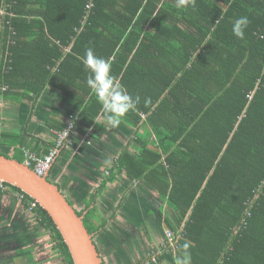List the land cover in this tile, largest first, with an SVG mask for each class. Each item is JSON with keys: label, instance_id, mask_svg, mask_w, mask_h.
<instances>
[{"label": "trees", "instance_id": "1", "mask_svg": "<svg viewBox=\"0 0 264 264\" xmlns=\"http://www.w3.org/2000/svg\"><path fill=\"white\" fill-rule=\"evenodd\" d=\"M241 16L249 21L242 39L233 34ZM89 47L140 97L121 118L128 143L98 192L122 173L127 190L145 184L174 234V249L136 264H177L185 251L190 264H264V0H0L4 94L35 101L51 87L79 110L74 132L91 128L97 140L106 132L97 119L106 118L86 86ZM2 184L25 208L35 205L63 264H73L46 211ZM93 211L83 223L96 236L115 214L94 224Z\"/></svg>", "mask_w": 264, "mask_h": 264}, {"label": "crops", "instance_id": "2", "mask_svg": "<svg viewBox=\"0 0 264 264\" xmlns=\"http://www.w3.org/2000/svg\"><path fill=\"white\" fill-rule=\"evenodd\" d=\"M8 90L7 86L0 85V154L16 161H18L19 157H23L24 162L22 164L27 166L28 155L41 157L49 154L50 150L54 148L56 133L59 131L54 129L52 124L55 122L67 124L70 122L69 116H77L79 110L64 102L61 99L60 92L51 87H47L35 101L30 100L28 96L24 97L19 92L5 95L4 92ZM97 123L106 127L109 126L106 132L116 128L102 117L97 119ZM125 126L121 121L117 127L120 131V129L124 130ZM90 132L91 128L87 129L84 135L76 131L73 135L75 138H73L72 147L74 144L78 145L77 140L80 141L82 138L90 139L95 143L97 140L92 139L90 136L88 137ZM130 132L131 130L126 126L127 139L125 143L122 141V147H125V144L127 145ZM96 143L98 144L99 142ZM109 145L99 155L95 149H93L94 151L92 149L90 151L86 150L85 154L83 153V157L80 155L82 157L80 161L76 159L72 161L66 160L78 153H74L71 151L72 149L66 147L58 152L55 161L46 174L48 180L55 182L59 186L61 193L69 201L70 205H73L76 212H83V220L88 210H94L93 212H95L92 222L100 223L105 219H109L107 210L111 196L119 194L125 184L124 193L121 192L115 204L112 202L118 209H121V203L128 192H126V181H128V178L124 173L119 174L115 182H106L104 190L98 192L108 175L107 170L120 153L117 155L113 153L117 146ZM69 162L71 163L69 164ZM67 163L72 167L71 169L75 168V171L70 177L64 178L59 176V173H61L60 167L62 166V171H64V166ZM2 183L0 182V184ZM134 184L140 185V183ZM151 194L153 195L152 198L156 200L155 194L153 192ZM128 206H126V211H135L134 206H129L130 209ZM158 207L160 210H166L161 208V202L158 203ZM86 209L88 210L86 211ZM162 214L164 217L165 212ZM22 215L24 218H20ZM19 219L27 221L26 225L30 227L27 228L24 225L26 231L28 230L27 232L23 228L21 232L17 231L19 225L25 224L21 222L14 225ZM115 219H117L116 214ZM112 220L110 219L106 225H111L110 222H113ZM39 221L30 208L23 206L19 194L6 187L0 189V244H3V246L0 245V264H17V261H14L15 258H23L27 264H63V256L52 243L50 232L44 229ZM161 222L159 225L157 223L150 225L142 223L140 227L131 226L127 230L126 238L129 241H133L135 233L139 236H144L143 241L149 244L151 254L154 251L158 253L160 249L169 248L166 245L165 234H163V231L167 228L163 219ZM143 227L146 229L143 230ZM7 243L8 246L6 248L4 244ZM37 253L39 254L38 256Z\"/></svg>", "mask_w": 264, "mask_h": 264}, {"label": "rangeland", "instance_id": "3", "mask_svg": "<svg viewBox=\"0 0 264 264\" xmlns=\"http://www.w3.org/2000/svg\"><path fill=\"white\" fill-rule=\"evenodd\" d=\"M107 127L109 128V126ZM126 137V126L124 127V130L120 129V131L116 126V128L110 129L109 132H106L104 136L96 137L97 141H95V143L89 139L91 142H93V144H91L88 139L82 138V140L80 141L77 140V142L79 143L78 145L74 144L73 148H71V151H73L74 153L78 152V155L75 154L72 157L70 156L66 160L72 161L76 159L77 161H80L83 157V153L85 154L86 150L90 151L91 149H95L97 154L99 155L103 150L110 146L109 144L117 146V149L113 151V153L117 155L122 150V141L123 143H125L127 139ZM96 142L99 143L97 144ZM80 155H82V157ZM70 163L71 162H69V164ZM69 164L67 163L64 166V171H62V166L60 167L61 173H59V176L67 178L73 174L75 168L71 169L72 167H70ZM57 182H59V180H57ZM129 185L130 180L126 181V189ZM124 186L125 184L123 185V188ZM123 188L121 189L119 194H114L113 196H111L110 203L108 204L109 207L107 210V213H109V216H107L108 218H111L113 214H116L118 220H112L113 222H110L111 225H107L104 230H102V232H100L98 235L95 236L94 234H92L94 244L98 249V254L104 261H102L103 264H136V262H138L139 260H144L145 257L150 256L149 254H151V252L149 244H146L143 241L144 236H139L137 233H135V239H133V241H129V239L126 238V235L128 233L127 230L129 227L131 228V226L140 227L142 226V223H146L147 225H150L152 223H157V225H159L160 223H162V216L157 213V211H159L157 202L158 200L152 198L153 195L151 193L153 191L143 183H140V185L133 184L130 189L127 190L128 192L125 195V199L120 206L121 209H118L116 205H113L112 202L114 204L117 202L121 192L124 193L125 190H123ZM127 205H129L130 207L134 206L135 211H126ZM129 206L128 208L130 209ZM152 210L154 211L155 215L152 213ZM20 218H24L23 215L20 216ZM21 222L25 224L19 225L17 227V231L21 232L22 228L24 229V231H26V228L24 227V225L27 226L26 220L24 221L19 219L18 222L16 221L14 223V225ZM93 223L96 224L97 222L94 221ZM27 228L30 227L27 226ZM144 229L146 228L143 227V230ZM164 232L165 230L163 231V234H165ZM0 245L3 246V244ZM4 245L7 248L8 243ZM19 248L21 247L19 246ZM38 255L39 254L37 253V256ZM14 261H17V264H27L26 260L23 258H15Z\"/></svg>", "mask_w": 264, "mask_h": 264}, {"label": "water", "instance_id": "4", "mask_svg": "<svg viewBox=\"0 0 264 264\" xmlns=\"http://www.w3.org/2000/svg\"><path fill=\"white\" fill-rule=\"evenodd\" d=\"M0 182L20 189L46 211L61 234L73 264H103L93 235L84 226L83 217L77 215L57 184L1 154Z\"/></svg>", "mask_w": 264, "mask_h": 264}, {"label": "clouds", "instance_id": "5", "mask_svg": "<svg viewBox=\"0 0 264 264\" xmlns=\"http://www.w3.org/2000/svg\"><path fill=\"white\" fill-rule=\"evenodd\" d=\"M180 4L191 5L194 7L195 0H180ZM248 23L249 21L246 16L239 17L234 22L233 34L237 38L242 39L245 35V28ZM82 59L86 71L88 72L86 77V86L89 89L90 95L94 96L97 103L100 104L108 123L113 127L118 126L121 122V118L124 117L130 110L136 108L137 104L140 102V97H133L128 93L127 89L120 84L116 77L112 74L111 61L96 55L93 48H87ZM69 148L71 149V147ZM28 167L30 168V166ZM31 170L33 171V169ZM46 174L41 177H45ZM188 247V244L183 245L185 250ZM190 260V253L185 251L183 258L179 259L177 264H190Z\"/></svg>", "mask_w": 264, "mask_h": 264}, {"label": "built area", "instance_id": "6", "mask_svg": "<svg viewBox=\"0 0 264 264\" xmlns=\"http://www.w3.org/2000/svg\"><path fill=\"white\" fill-rule=\"evenodd\" d=\"M3 15V13H1ZM70 122L66 124L67 128L63 132L56 133V142L54 144V148L50 150L49 154L43 155L41 157H36V155H28L26 164L30 166L32 163L34 164V173L39 177L44 176L50 169L54 159L57 157L58 152L61 148L67 146L72 147V141H70V137L75 134V123L74 120L76 116H69ZM5 188L3 184H0V189ZM34 204H31L30 209L34 208ZM174 234L168 230L165 231V240L166 245L168 244L170 249H174L175 245H173Z\"/></svg>", "mask_w": 264, "mask_h": 264}, {"label": "bare ground", "instance_id": "7", "mask_svg": "<svg viewBox=\"0 0 264 264\" xmlns=\"http://www.w3.org/2000/svg\"><path fill=\"white\" fill-rule=\"evenodd\" d=\"M183 105V104H182ZM67 128V126L65 127V129ZM65 129H63L62 131H59V132H63ZM149 243V242H148Z\"/></svg>", "mask_w": 264, "mask_h": 264}, {"label": "flooded vegetation", "instance_id": "8", "mask_svg": "<svg viewBox=\"0 0 264 264\" xmlns=\"http://www.w3.org/2000/svg\"><path fill=\"white\" fill-rule=\"evenodd\" d=\"M67 146H65V147H63V148H61L60 150H62V149H64V148H66ZM69 148V147H68Z\"/></svg>", "mask_w": 264, "mask_h": 264}]
</instances>
